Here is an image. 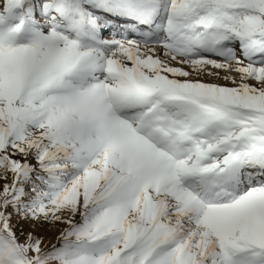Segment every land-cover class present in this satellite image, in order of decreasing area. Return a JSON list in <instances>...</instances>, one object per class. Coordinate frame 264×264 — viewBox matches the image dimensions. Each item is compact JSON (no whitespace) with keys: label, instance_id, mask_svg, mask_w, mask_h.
Masks as SVG:
<instances>
[{"label":"snow or ice","instance_id":"6c2138e0","mask_svg":"<svg viewBox=\"0 0 264 264\" xmlns=\"http://www.w3.org/2000/svg\"><path fill=\"white\" fill-rule=\"evenodd\" d=\"M0 264H264V0H0Z\"/></svg>","mask_w":264,"mask_h":264},{"label":"rangeland","instance_id":"374dc122","mask_svg":"<svg viewBox=\"0 0 264 264\" xmlns=\"http://www.w3.org/2000/svg\"><path fill=\"white\" fill-rule=\"evenodd\" d=\"M217 82H219V81H217ZM39 234L44 235L45 239L48 240L49 242H51L52 240H54L55 231L53 230L51 232H48V231L42 230Z\"/></svg>","mask_w":264,"mask_h":264},{"label":"bare ground","instance_id":"6f19581e","mask_svg":"<svg viewBox=\"0 0 264 264\" xmlns=\"http://www.w3.org/2000/svg\"><path fill=\"white\" fill-rule=\"evenodd\" d=\"M221 81H222V80H221ZM221 81H219L218 83H224V81H222V82H221Z\"/></svg>","mask_w":264,"mask_h":264}]
</instances>
